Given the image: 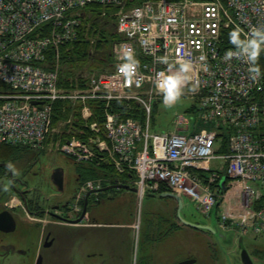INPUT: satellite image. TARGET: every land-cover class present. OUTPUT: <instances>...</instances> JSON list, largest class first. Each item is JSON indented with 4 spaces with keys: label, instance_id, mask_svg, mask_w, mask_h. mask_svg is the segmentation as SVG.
I'll use <instances>...</instances> for the list:
<instances>
[{
    "label": "built area",
    "instance_id": "2783aa9c",
    "mask_svg": "<svg viewBox=\"0 0 264 264\" xmlns=\"http://www.w3.org/2000/svg\"><path fill=\"white\" fill-rule=\"evenodd\" d=\"M93 3L113 9L121 36L112 45L113 69L66 88L60 46L75 39L81 11ZM237 27L243 39L264 28V0H0V142L131 171L139 199L166 189L204 215L217 205L224 230L264 235V77L260 71L253 79L245 59H224L236 51L225 42ZM128 47L139 61L130 83L118 71ZM165 56L168 64L156 61ZM178 60L192 63L187 83L200 126L177 114L173 130L153 132L151 112L163 98L156 74L177 69ZM113 99L137 101L145 122L110 110ZM92 100L106 101L102 125L89 121ZM58 101L70 103L73 115L57 118ZM78 110L91 131L86 138L65 130ZM99 187L101 180L85 182L78 199Z\"/></svg>",
    "mask_w": 264,
    "mask_h": 264
},
{
    "label": "flooded vegetation",
    "instance_id": "af4514ba",
    "mask_svg": "<svg viewBox=\"0 0 264 264\" xmlns=\"http://www.w3.org/2000/svg\"><path fill=\"white\" fill-rule=\"evenodd\" d=\"M60 153L72 159L59 149L30 147L0 159V264L177 263L167 226L144 231L136 226L133 212L110 220L90 213L91 197L87 205L85 199L76 202L66 168L57 161ZM220 246H214L210 264H230L226 258L232 255L240 258L239 264H264L258 250L248 261L240 245Z\"/></svg>",
    "mask_w": 264,
    "mask_h": 264
},
{
    "label": "trees",
    "instance_id": "16d2710c",
    "mask_svg": "<svg viewBox=\"0 0 264 264\" xmlns=\"http://www.w3.org/2000/svg\"><path fill=\"white\" fill-rule=\"evenodd\" d=\"M104 11L105 15H102ZM112 12V8L99 3L90 4L82 9V19L78 27L77 36L75 39L65 42L60 46L61 68L59 82L61 86L66 88H83L87 85L92 73L113 69L112 45L121 36L116 30ZM232 30H229L226 35L225 43L229 46H234L229 41V33ZM241 39H243L242 36ZM256 66L259 67L264 77V51L261 52ZM90 105L92 107V116L89 121L99 122L102 125L106 101L92 100L90 101ZM108 108L120 113L124 118L134 117L143 123L146 120V111L137 101L113 99L108 104ZM71 111L72 105L70 103L58 101L54 114L57 118H65L70 115ZM87 127L84 120H82L81 112L78 110L74 112V119L65 127V130L70 128L72 132L69 136L74 134L80 138H86L91 134L90 129ZM101 133L104 136L103 130ZM24 148H28V146L0 142V159H7L10 155L15 154L17 150ZM75 162L77 163L76 171L79 181L102 177L108 178L111 181H114L117 177L123 181H127L133 177L131 171L118 173L111 164H98L95 160Z\"/></svg>",
    "mask_w": 264,
    "mask_h": 264
},
{
    "label": "rangeland",
    "instance_id": "374dc122",
    "mask_svg": "<svg viewBox=\"0 0 264 264\" xmlns=\"http://www.w3.org/2000/svg\"><path fill=\"white\" fill-rule=\"evenodd\" d=\"M175 70L176 69L172 68L169 69V72H174ZM193 107H196L195 112H192L191 110ZM197 108L198 104L189 94V86L186 83L183 88V95L173 106L166 107L163 103V98L156 101L150 116V130L153 132L173 130V119L177 114L184 115L190 120L189 123L191 125H196L199 123V121H197ZM71 115L73 114L70 113L69 116ZM58 155V163L64 165L66 168V174L69 179L68 190L70 193H75L79 187L76 171L77 163L65 154L60 153ZM118 194L119 197L115 198L113 201L105 202L107 206L114 207V212L111 208L107 207L110 209V212L103 214L106 219L111 220L118 216L127 218L129 214L133 212L135 221L140 224L139 228L141 227V230L147 231V229H156L158 227L160 221L159 213H161V216H169L168 218L171 220V233L168 243H170V247L173 251V262H179L190 257H195L196 261L192 264H210L213 262L211 260L212 250L216 244H219V246L225 245L229 248L234 245V247L240 245L248 252L249 256L252 257V260L256 257L253 254L255 250L264 253V235H259L252 231L241 232L232 228L224 230L219 226L217 213H215V215H204L199 211L194 201L189 200L188 206L183 210L182 215L186 216L188 220H193L195 222L204 221L206 224L213 227L218 233H222L221 235L223 239L216 236L211 231L204 232L197 228L187 227L182 223L178 225L177 222L180 221L176 216L175 208L172 207V212H167V214H165L163 210L158 209V201L154 200L151 202V198L153 197L148 196V194L142 199L138 198L136 192L129 193L126 189L120 190ZM129 199H131V203L129 202ZM117 207L118 210L116 209ZM159 207L162 209L164 208L161 205H159ZM226 259L230 264H239L240 260L237 255H232Z\"/></svg>",
    "mask_w": 264,
    "mask_h": 264
},
{
    "label": "clouds",
    "instance_id": "9594fccd",
    "mask_svg": "<svg viewBox=\"0 0 264 264\" xmlns=\"http://www.w3.org/2000/svg\"><path fill=\"white\" fill-rule=\"evenodd\" d=\"M229 41L236 48V51H228L224 57L225 60L245 59L252 67L249 69L253 73V79L260 75L257 61L262 51H264V28L253 29L245 39H241V29L238 27L229 33ZM124 62L118 65L119 73L126 82H132L137 74L139 61L135 58L134 49L128 47L120 57ZM159 63L168 64V58L157 57ZM179 67L169 74L163 72L156 74L155 87L163 95V103L166 107L173 106L183 95V88L189 81V73L192 70V63L189 60H178Z\"/></svg>",
    "mask_w": 264,
    "mask_h": 264
},
{
    "label": "crops",
    "instance_id": "0c3cea01",
    "mask_svg": "<svg viewBox=\"0 0 264 264\" xmlns=\"http://www.w3.org/2000/svg\"><path fill=\"white\" fill-rule=\"evenodd\" d=\"M124 189H126V188H124V187H120V188L119 187H111L109 189L103 190L102 191L103 193L101 194V198L103 199V202H101L100 204H98V202H97V199H98L97 195H94V194L91 195V204L92 205L89 207L90 213L94 216L95 215L103 216L104 213L106 214V213L110 212V209L107 208L109 206H107L105 202L113 201L115 198L119 197L118 193L120 192V190H124ZM127 190L128 189H126V191ZM164 192H167V191H162L161 193H164ZM161 193H149L148 196L153 197V198H151L152 201L151 200L150 201L151 202H153L154 200L158 201V204H157L158 209L163 210V212L165 214H167V212H169V213L172 212V209L175 208V213H176V216L178 217L177 211L179 208V201L175 197H172L170 195H160ZM183 202H184L185 206H184V209H182V212H183V210L186 209L187 201H186L185 197H183ZM157 205H156V207H157ZM159 205L163 206L164 208L163 209L160 208ZM109 208H111V210L114 212V207L110 206ZM159 214H160L159 215L160 221H159L158 226H161V227L167 226L169 229H171V220L168 218L169 216L166 217V216H161V213H159ZM184 217L187 219L186 216H184ZM178 219H179V217H178ZM179 221H180V219H179ZM180 223H182V222L181 221L177 222L178 225H180ZM182 224H184V223H182ZM97 225H100V223H98ZM186 226L188 227V225H186ZM93 227H96V226H93ZM140 229H141V227H140Z\"/></svg>",
    "mask_w": 264,
    "mask_h": 264
},
{
    "label": "water",
    "instance_id": "95a60500",
    "mask_svg": "<svg viewBox=\"0 0 264 264\" xmlns=\"http://www.w3.org/2000/svg\"><path fill=\"white\" fill-rule=\"evenodd\" d=\"M36 103V102H34ZM111 187H124L126 189H131V190H135L134 187H131L129 184H113V185H109L107 187H104L102 188L101 190H106V189H109ZM93 191H89L86 195V198H85V205H87L88 203V200H89V197L91 195ZM160 195H170L172 197H175L178 201H179V208H178V211H177V215L180 219V221L190 227H193V228H198V229H203V230H207V231H211L213 232L216 236L219 235V233L213 228L211 227L210 225L206 224L204 221L202 222H195L193 220H188L186 219L183 215H182V209H184V202H183V197L179 194H176V193H173V192H164V193H161ZM188 203L189 201H187V204H186V207L188 206ZM217 206V205H216ZM216 206L214 207L213 211H212V214L215 215V209H216ZM241 238V237H240ZM246 253V252H245ZM246 257L248 259V261H250V257L249 255L246 253ZM246 259V260H247ZM196 261V258L195 257H190V258H187V259H184L182 261H179L175 264H192Z\"/></svg>",
    "mask_w": 264,
    "mask_h": 264
}]
</instances>
